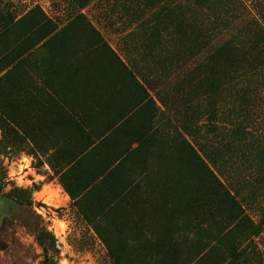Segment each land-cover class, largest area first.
Returning <instances> with one entry per match:
<instances>
[{"label": "rangeland", "instance_id": "obj_1", "mask_svg": "<svg viewBox=\"0 0 264 264\" xmlns=\"http://www.w3.org/2000/svg\"><path fill=\"white\" fill-rule=\"evenodd\" d=\"M0 7L17 22L0 40V58L8 47L20 43L28 31L38 26L41 17L52 21L50 28L60 31L61 36L66 31V24L75 15L82 14L99 27L104 24L107 34H102L107 45L115 48L122 57L125 53L141 68L143 73L139 79L148 78L154 86L162 89L159 96L166 101L169 114L158 107L154 133L159 144L156 143L154 151L152 173L147 172V182L152 184L144 196L150 202L147 207L152 221L147 233L150 232L151 243L158 240V227L164 223L165 216H172L170 245L173 253L167 254L169 262L163 264H264V226L257 234V218L236 208L230 193L217 186L213 176L196 158L199 145L211 151L212 147L223 142L225 134L222 129L216 137L207 134L205 127H200L204 120L202 113L187 106L193 94L175 97L171 96L170 89L184 84L188 50L192 49V52L198 48L204 38L199 36L198 23L202 21L205 26L212 13L227 9L220 15L222 25L219 29L223 32H216V38L211 34L209 40L207 35V44L212 46L216 42L221 44L238 39L245 41L248 48L250 40L255 38L251 30H264V0H207L202 8L207 7L209 15L206 18L196 0H93L82 8L72 0H0ZM31 9L34 10L30 14ZM199 17L201 20H197ZM135 25L133 33L121 38L119 34ZM180 25L184 27L183 32L178 30ZM86 37L87 32L78 33L79 43L73 58L82 59L92 45ZM149 51L150 57L145 54ZM87 57L93 56L89 54ZM57 63L48 56L41 42L23 60L21 74L25 75L26 82L19 92L11 93L8 89L18 68L8 78H0V264H40L43 250L36 240L40 229H47L57 240L55 236L60 225L50 228L53 210L41 201L46 192L40 193L36 199L33 196L34 188L39 187L36 183H40L39 176L46 174L41 172L39 156L47 154L49 149V143L37 134L39 121L37 118L35 123L34 119L39 114L45 118L47 114L44 104L51 100L49 74L52 64ZM263 75L264 72L260 71L257 76H247L251 87L247 101L259 102V105H252L255 108L250 112L257 109V112L264 113V88L259 94L255 90L256 85H263ZM134 81L132 79L130 83ZM119 82L127 84L126 79ZM239 87L233 86L235 90ZM262 116L252 123L250 121L247 128L261 124L264 129ZM181 123L190 126L189 134L184 133ZM251 134L243 140L245 159L241 163V173L249 181L250 194L255 196L264 189V180L253 179L252 175L254 165L264 166V140L255 139ZM177 147L183 151L179 152L178 164H174L171 158ZM161 151L162 158L159 159ZM230 154L232 158L234 152L225 155L224 149L217 151V156L223 158ZM236 182L233 183L235 187L238 186ZM25 188L30 196L17 195L18 189ZM29 198L31 206L26 205ZM213 209L216 210L213 215L217 226L205 215ZM102 238L108 241L109 248H114L119 241L124 244L126 252L121 254V264H162L157 254L130 252L131 238L128 236ZM65 242L71 246L69 251L60 252L55 242L56 252H49L53 264H112L101 252L90 251L94 242L88 237L71 236Z\"/></svg>", "mask_w": 264, "mask_h": 264}, {"label": "crops", "instance_id": "obj_2", "mask_svg": "<svg viewBox=\"0 0 264 264\" xmlns=\"http://www.w3.org/2000/svg\"><path fill=\"white\" fill-rule=\"evenodd\" d=\"M196 2L199 8V0ZM8 13L0 7V31L5 23L3 16L7 17ZM197 20H201L200 17ZM136 26L119 35H122L121 38L127 37L135 31L133 29ZM180 28H184L183 25L178 26ZM65 29L53 44L44 46L48 56L58 63L52 64L49 74L51 100L44 104L47 114L45 118L39 114L34 119L35 123L37 118L39 121L37 134L49 143L47 154L39 156L41 172L46 174L39 176L40 183L36 182L39 187L34 188V199L43 191L46 192L41 201L53 210L50 228L60 225L55 237L56 247L62 253L71 248L65 242L69 237H88L94 242L90 251L101 252L113 264L107 252L121 256L126 252L124 244L119 241L114 248H109L108 241H101L99 237L128 236L131 238V245L128 246L130 252L154 253L159 256L162 264L167 263V254L173 253L170 245L172 216H165L164 223L158 227V240L151 243L150 236L148 237L150 232L147 233L152 221L147 207L150 202L144 196L147 187L152 184L147 182V172L152 173L154 151L156 143L159 144L154 133L158 107L164 108L169 114L168 105L165 108L166 101L159 96L162 89L154 86L148 78L139 79L143 73L141 68L133 60L130 61L125 53L122 57L115 48L107 45L102 34H107L103 23L99 27V24L92 21H70ZM84 31L87 32L86 39L92 45L82 59L73 58L75 47L79 43L77 35ZM3 37L0 36V40ZM22 40L23 38L20 43ZM41 42L44 43L39 41L38 44ZM20 43L8 47L0 58V78H4L14 63L19 64L15 80H20L21 85L14 91L9 87L11 93L19 92L26 82L21 71L24 70L23 60L31 51L22 56L17 53L12 65H8L6 58L12 48L19 52ZM159 43L161 44V39ZM89 54L93 57L88 58ZM145 54H149L148 57L151 55L150 51ZM124 79L127 84L119 82ZM132 79H135L134 83H130ZM170 89L173 92L171 96L184 98L186 95L183 85ZM256 102L226 101L225 116L212 123L208 117L211 107L209 103L207 106L198 103L193 96L187 106L192 107V111L195 108L198 113H202L204 120L200 127L204 126L207 134L216 137L221 129L225 134L223 142L218 147H212L211 151L199 145L197 155L203 157L223 189L230 193L232 202L237 205L234 207L257 218L256 233L259 234L264 226V189L255 196L250 194L249 181L241 173V163L245 159L243 140L251 131L255 139L264 140L261 124H255L253 130L247 128L252 120L264 115L257 112V109L250 112L251 108H255L253 106L259 105ZM181 124L184 133L189 134L190 126L187 123ZM212 124L218 128L212 129ZM176 149L171 158L174 164H178L179 152L183 151L181 147ZM220 149L225 150V155L234 152L232 158L231 154L226 158L217 156ZM158 157L162 158V151ZM252 170L253 179L258 177L264 180V166L254 165ZM235 180L237 187L233 184ZM26 189H18L17 195L30 196ZM28 200L32 202L30 198ZM215 211L209 210L205 215L217 226L213 215Z\"/></svg>", "mask_w": 264, "mask_h": 264}, {"label": "trees", "instance_id": "obj_3", "mask_svg": "<svg viewBox=\"0 0 264 264\" xmlns=\"http://www.w3.org/2000/svg\"><path fill=\"white\" fill-rule=\"evenodd\" d=\"M72 1L76 2L77 5L82 8L86 7L93 0ZM206 3L207 0H199L198 5L201 7L200 10H202ZM33 10L34 9H31L28 13H33ZM204 10L205 12L202 10V16L206 18L209 15L207 7H205ZM226 12L227 9L212 13V18L210 21H208L207 18L208 23L205 22V26L202 21L198 24L199 27H197V30L199 31V36L204 38L200 40L198 48H194L192 52V49L188 50L190 52L187 59L188 64L186 67L184 66L186 73L183 76L184 84L182 85L185 88V93L186 95L193 94L194 99L197 100L198 103H204L206 106L208 103L211 105V107H209L208 116L211 123L215 119L219 120V118L225 116L224 107L226 106V101L233 103L237 101H247L248 94L251 91V87H249L247 83V76H257L260 71L264 72V30H251L255 38L250 40V46H248V48L245 41L238 39H229L221 44H217L216 42L212 46H209L210 43L207 44V35L209 40L211 34L216 38V32L218 34L223 32L219 29L220 25H222V18H220V15ZM41 20L38 26L35 25L30 32L28 31V33L25 34L20 43L19 52L16 51V48H12V50L7 53L6 58L8 60V65L14 63L17 53H20V56L27 54L32 51L39 41H43L44 46H49L60 36V33L55 32L54 28H50L52 21L46 17H41ZM3 21L5 23L2 25L0 36L7 35L11 31V28L17 23L10 13H8L7 17L3 16ZM72 21L87 22L85 16L82 14L75 15ZM227 28L228 26L224 28V31ZM178 30L183 32L184 28ZM201 41H203V43H201ZM119 63L124 68V65L120 61ZM18 65L19 64L14 63L3 77H9V75L13 74ZM20 85V80H15V78H13L12 83L10 81L9 87L12 90H17V87ZM233 86L240 87L238 90H235ZM263 88L264 83L263 85H256L255 90H257L259 94ZM238 111H240V109ZM211 127L212 129L218 128L213 124ZM185 143L188 145L187 141H185ZM196 158L199 164L213 176L216 184L223 188L220 181L209 170L203 157L196 154ZM19 203L21 202L19 201ZM21 205H24V203H21ZM26 205L31 206L32 202L28 200L26 201ZM99 239L103 241V238L99 237ZM36 240L43 250V258L40 264H53L49 258V252H56V241L53 234L48 232L45 228L40 229L36 235ZM107 253L112 259L113 264H121L120 255H116L111 251Z\"/></svg>", "mask_w": 264, "mask_h": 264}]
</instances>
